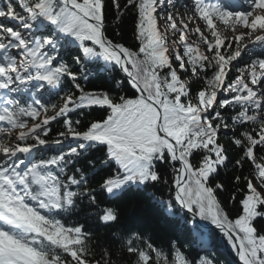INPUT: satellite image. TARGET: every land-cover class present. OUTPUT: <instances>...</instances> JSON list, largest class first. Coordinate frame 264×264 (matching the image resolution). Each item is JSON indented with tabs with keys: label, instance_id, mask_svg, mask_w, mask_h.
Wrapping results in <instances>:
<instances>
[{
	"label": "snow or ice",
	"instance_id": "1",
	"mask_svg": "<svg viewBox=\"0 0 264 264\" xmlns=\"http://www.w3.org/2000/svg\"><path fill=\"white\" fill-rule=\"evenodd\" d=\"M172 7L0 0V264H218L206 254L216 230L242 264H264V0H191L183 15ZM112 9L117 27L133 15L136 43L110 36ZM93 67L124 75L89 89ZM93 149L102 155L90 158ZM246 166L226 198L230 218L218 181ZM128 193L178 221L197 254L138 227L114 233L118 246H94L72 216L85 202L99 207V195ZM87 215L105 227L120 219L114 207Z\"/></svg>",
	"mask_w": 264,
	"mask_h": 264
},
{
	"label": "trees",
	"instance_id": "2",
	"mask_svg": "<svg viewBox=\"0 0 264 264\" xmlns=\"http://www.w3.org/2000/svg\"><path fill=\"white\" fill-rule=\"evenodd\" d=\"M108 21L110 36L115 37V34L119 32V36L115 37L119 42L124 43L126 46L136 43L133 34L135 20L131 13L124 16L119 21V26L117 27L115 10L112 9L108 15ZM249 46L251 47V44ZM258 51L259 50H257V53ZM250 55L251 54L244 56V60L246 62L249 60ZM93 71L96 72V76L94 79H91V82L88 84L89 89L110 90L114 87V81L116 79L123 78V73L105 74L97 72L95 67H93ZM116 94H120L119 91H117ZM124 94H128V89L124 90ZM49 114L52 113L50 112ZM98 115L99 114L94 111L87 117V120L90 121L96 119ZM58 127V125L53 127L51 135H55ZM221 142L226 145L230 144V140L227 137H222ZM88 155L90 158H96L101 156L102 153L93 149ZM230 155H236L238 157L239 153L234 152L230 153ZM102 175H104V173L100 174V176ZM236 175H249L247 166L243 171L234 170L229 167L223 171L220 180L218 181L223 182L227 188V191L222 194L220 199L223 201L225 210L230 214V218L234 215L235 204L226 198L236 191L234 181V177ZM100 176H96L94 178L91 183L92 187L99 189V185L102 183ZM153 191H155L157 196H161L165 199L168 198L167 190L164 188H158ZM97 201L99 207L89 205L85 202L81 205V213L79 215L72 216L73 220H79L80 223H84L88 228L93 230L94 246L97 244L101 246H108L109 244L118 246V241L113 238L114 233L118 230L123 232L129 228L138 227L141 231L150 232L157 242H167L174 239L181 244H187L190 255L195 256L197 254V250L192 246L184 232L181 230L179 222L169 219L156 205L152 203L151 199L144 194L128 193L123 199L117 201H109L106 195H99L97 197ZM105 207H114L119 210L120 219L118 224L105 227L99 222L98 215H87L89 212L102 214V210ZM213 235L215 237L214 247L218 246L219 248H223L226 253H223L213 247L209 249L206 254L213 255L218 261V264H240L236 257L235 250L231 248L222 233H220L219 230H216ZM96 251L99 252V248H96Z\"/></svg>",
	"mask_w": 264,
	"mask_h": 264
},
{
	"label": "rangeland",
	"instance_id": "3",
	"mask_svg": "<svg viewBox=\"0 0 264 264\" xmlns=\"http://www.w3.org/2000/svg\"><path fill=\"white\" fill-rule=\"evenodd\" d=\"M188 1V0H187ZM170 5H175V7L171 8V11L175 12V13H179L181 15L185 14V9H180V6L178 4H176L174 2V0H169ZM190 5H191V1H190ZM228 35H231V33H228ZM247 42V41H246Z\"/></svg>",
	"mask_w": 264,
	"mask_h": 264
},
{
	"label": "water",
	"instance_id": "4",
	"mask_svg": "<svg viewBox=\"0 0 264 264\" xmlns=\"http://www.w3.org/2000/svg\"><path fill=\"white\" fill-rule=\"evenodd\" d=\"M238 257V256H237ZM239 258V257H238ZM241 262V264H242V261H240Z\"/></svg>",
	"mask_w": 264,
	"mask_h": 264
}]
</instances>
